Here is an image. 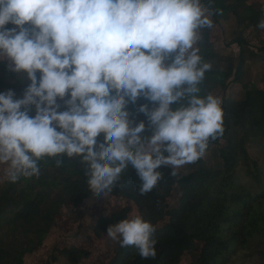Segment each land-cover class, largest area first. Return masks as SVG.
Instances as JSON below:
<instances>
[{"label":"clouds","instance_id":"obj_1","mask_svg":"<svg viewBox=\"0 0 264 264\" xmlns=\"http://www.w3.org/2000/svg\"><path fill=\"white\" fill-rule=\"evenodd\" d=\"M212 15L205 0H0V62L30 81L20 97L0 92L7 180L39 177L42 158L64 154L80 158L94 193L112 191L131 166L143 195L162 166L176 175L198 161L225 131L222 99L200 87L212 68L199 47ZM140 97L152 104L138 107L150 131L130 118ZM155 230L135 215L106 232L147 259Z\"/></svg>","mask_w":264,"mask_h":264},{"label":"trees","instance_id":"obj_2","mask_svg":"<svg viewBox=\"0 0 264 264\" xmlns=\"http://www.w3.org/2000/svg\"><path fill=\"white\" fill-rule=\"evenodd\" d=\"M212 11L213 27L202 30L199 41L202 58L210 62L200 87L201 95L216 88L224 90L228 81L242 83L247 62L264 60V44L251 47L242 34L253 27L254 36L264 35L258 28L264 19L262 5L256 0H213L207 3ZM235 18V40L239 48L236 59L219 54L212 32L222 22ZM8 28L15 27L12 24ZM10 63L0 62V92L13 89L22 96L30 81L9 70ZM39 75V73H37ZM152 104L140 97L129 104L130 118L144 120L139 104ZM224 134L210 140L206 150L217 149V166L199 167L187 174L172 175L170 166H162L161 179L148 193L139 192L140 180L129 166L110 192L97 194L89 189L85 166L79 157H44L39 162V177L21 176L16 182L0 172V264H24L25 258L43 245L58 223L61 207L76 209L92 200L105 199L102 212L91 225L80 221L69 244L54 246L46 264L59 258L69 264H84L94 249L104 243L110 247L105 264H233L236 258L246 264H264V71L255 88L246 89L241 99H222ZM34 115V109L29 113ZM98 141H102L103 134ZM249 142L259 145L260 158H251ZM56 159L63 160L60 167ZM200 160V159H199ZM177 195L175 204L169 197ZM142 216L150 221L155 232V258H142L135 246L120 247L117 240H105L107 228L120 220Z\"/></svg>","mask_w":264,"mask_h":264},{"label":"rangeland","instance_id":"obj_3","mask_svg":"<svg viewBox=\"0 0 264 264\" xmlns=\"http://www.w3.org/2000/svg\"><path fill=\"white\" fill-rule=\"evenodd\" d=\"M262 5V9L264 10V0H256ZM222 22L223 27V39L220 35L219 29H216L212 32L214 47L215 50L227 57H232L234 59L237 58L239 53V48L237 44L234 42L235 40V28L236 22L235 18L232 15ZM253 27H248L242 31V34L246 36L249 40V44L251 47H259L264 44V35L254 36L252 33ZM7 60V59H6ZM8 61V60H7ZM10 63V61H8ZM246 71L243 77L242 83H235L228 81L227 86L224 90L220 88H216L212 91V94L219 96L221 99L225 97H230L234 100L241 99L244 95L246 89L255 88L262 77L264 71V60L255 61V62H247L246 63ZM62 104L63 102L60 101ZM248 152L251 158H260L259 145L256 142H249L247 145ZM219 146H212L208 150L205 151V154L200 158V160L195 163L186 164L182 166L177 174H187L191 170L199 167L200 164L206 166H217L220 163L218 151ZM171 168V167H170ZM7 165H0V172L2 177H6ZM176 194H172L169 197V201L171 204H175L176 202ZM106 200H92L84 203L76 209H72L69 204H64L61 207V214L58 218L57 225L50 230L47 239L34 253L28 255L25 258L24 264H46L48 259V255L51 253L54 246L62 247L64 245L69 244V239L72 238L75 233L78 223L82 221L85 225L93 224L96 216L102 212V205H105ZM105 240H111L110 237H105ZM110 255V247H108V243H104L99 248H96L92 252V256L90 259H87L84 264H105L109 259ZM244 258H236L233 264H246ZM51 264H69L64 259L59 258L55 262H51Z\"/></svg>","mask_w":264,"mask_h":264}]
</instances>
